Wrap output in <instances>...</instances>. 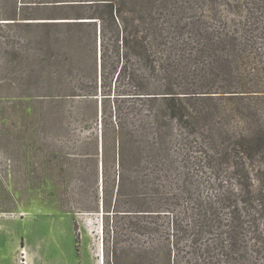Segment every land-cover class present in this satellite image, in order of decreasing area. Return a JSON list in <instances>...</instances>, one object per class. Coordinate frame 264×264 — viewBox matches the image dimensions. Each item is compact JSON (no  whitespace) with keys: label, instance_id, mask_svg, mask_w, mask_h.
<instances>
[{"label":"trees","instance_id":"trees-1","mask_svg":"<svg viewBox=\"0 0 264 264\" xmlns=\"http://www.w3.org/2000/svg\"><path fill=\"white\" fill-rule=\"evenodd\" d=\"M0 20L37 28L103 264H264V0H0Z\"/></svg>","mask_w":264,"mask_h":264},{"label":"rangeland","instance_id":"rangeland-1","mask_svg":"<svg viewBox=\"0 0 264 264\" xmlns=\"http://www.w3.org/2000/svg\"><path fill=\"white\" fill-rule=\"evenodd\" d=\"M25 34L37 28L0 24V264H103L101 202L84 199L100 190L93 161L78 156L67 170L59 150L71 144L54 135V105L37 96L48 67Z\"/></svg>","mask_w":264,"mask_h":264}]
</instances>
